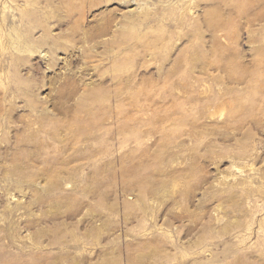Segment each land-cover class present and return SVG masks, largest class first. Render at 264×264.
I'll return each mask as SVG.
<instances>
[{
	"label": "rangeland",
	"instance_id": "374dc122",
	"mask_svg": "<svg viewBox=\"0 0 264 264\" xmlns=\"http://www.w3.org/2000/svg\"><path fill=\"white\" fill-rule=\"evenodd\" d=\"M0 264H264V0H0Z\"/></svg>",
	"mask_w": 264,
	"mask_h": 264
}]
</instances>
